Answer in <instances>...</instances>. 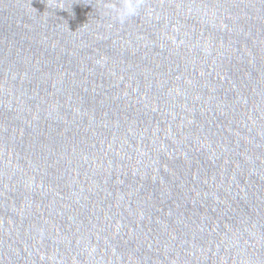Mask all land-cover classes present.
<instances>
[{"label": "water", "instance_id": "1", "mask_svg": "<svg viewBox=\"0 0 264 264\" xmlns=\"http://www.w3.org/2000/svg\"><path fill=\"white\" fill-rule=\"evenodd\" d=\"M0 0V264H264V0Z\"/></svg>", "mask_w": 264, "mask_h": 264}, {"label": "clouds", "instance_id": "2", "mask_svg": "<svg viewBox=\"0 0 264 264\" xmlns=\"http://www.w3.org/2000/svg\"><path fill=\"white\" fill-rule=\"evenodd\" d=\"M142 10V0H120L118 6L105 5V14L114 22L123 24L129 19L140 14Z\"/></svg>", "mask_w": 264, "mask_h": 264}]
</instances>
